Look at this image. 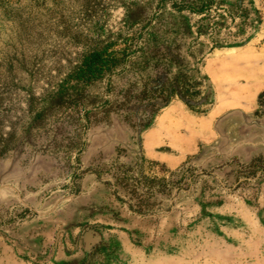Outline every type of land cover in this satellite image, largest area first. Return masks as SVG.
<instances>
[{
	"label": "rangeland",
	"instance_id": "rangeland-1",
	"mask_svg": "<svg viewBox=\"0 0 264 264\" xmlns=\"http://www.w3.org/2000/svg\"><path fill=\"white\" fill-rule=\"evenodd\" d=\"M131 39L180 51L209 110L133 128L136 52L78 79ZM262 91L264 0H0V264H264Z\"/></svg>",
	"mask_w": 264,
	"mask_h": 264
},
{
	"label": "trees",
	"instance_id": "trees-1",
	"mask_svg": "<svg viewBox=\"0 0 264 264\" xmlns=\"http://www.w3.org/2000/svg\"><path fill=\"white\" fill-rule=\"evenodd\" d=\"M114 45V42H110L89 52L83 59L77 77L82 81L102 78L116 68L125 67L136 52L140 58L138 69L146 71L143 80L140 84H130L123 90L121 100L116 104L123 109V118L133 128L146 126L158 108L174 97L199 113H206L212 106V92L209 85L204 84L205 77H199L198 72L183 61V56L177 49L173 53L169 46L155 42L136 47L132 39L125 48L116 49ZM257 104L261 106L260 111L264 110V91L258 94ZM139 113L141 116L133 119ZM123 169L130 170L124 166Z\"/></svg>",
	"mask_w": 264,
	"mask_h": 264
}]
</instances>
